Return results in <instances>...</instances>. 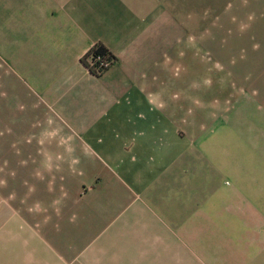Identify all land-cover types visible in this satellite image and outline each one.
Masks as SVG:
<instances>
[{
  "label": "crops",
  "instance_id": "obj_1",
  "mask_svg": "<svg viewBox=\"0 0 264 264\" xmlns=\"http://www.w3.org/2000/svg\"><path fill=\"white\" fill-rule=\"evenodd\" d=\"M11 1L13 9L20 10L21 30L26 25L27 32L23 45L17 50L12 47L10 61L28 81L15 90L12 114L29 118L20 122L66 125L60 128L69 134L65 139H88L100 155L119 167L117 179L125 186L112 180L98 197L73 201L69 206L54 199L0 200V264H5L9 239L29 259L31 251L24 246L25 234L42 239L45 234L57 232L80 237L58 246L59 250L53 246L52 253L39 251L30 262L131 264L132 254L120 245L134 243L135 264H165L170 236L164 228H153L151 224L143 230L134 226V219L124 222L127 227H117L120 220L115 218L123 213L145 215L169 196H181L182 210L187 213L185 238L176 231V255L184 264H264V233L260 229L264 223L262 149L245 146L236 154H223L218 164L215 155L189 146L187 141L170 148L159 137L168 121L166 96L170 88L159 83L158 107L155 101H148V90H155V73L148 62V51L153 46L148 35L155 27V4L151 16L148 5H143L137 23L135 0ZM138 25L143 41L135 42ZM97 43H103L116 57L99 76L83 62ZM22 101L26 104H16ZM142 129H146L144 140L139 141L145 149L138 141L131 151H125L121 142L140 139L137 135ZM81 133L85 135H78ZM158 155L161 157L155 162L146 161ZM132 156L134 163L130 161ZM235 160L238 167L233 175L224 164ZM163 164L164 170L153 177ZM131 166L134 173L126 170ZM163 175L165 181L160 179ZM135 177L140 182L136 190L140 201L126 195V184L135 185ZM163 188L164 194L154 195ZM108 189L118 191L109 195ZM133 201L135 208L129 210ZM101 214H111L102 222L106 227L91 231L93 217L101 220ZM61 219L68 220L69 225H61ZM181 243L183 247L179 248Z\"/></svg>",
  "mask_w": 264,
  "mask_h": 264
},
{
  "label": "rangeland",
  "instance_id": "obj_2",
  "mask_svg": "<svg viewBox=\"0 0 264 264\" xmlns=\"http://www.w3.org/2000/svg\"><path fill=\"white\" fill-rule=\"evenodd\" d=\"M152 4L156 22L154 31L149 30V44L153 46L148 51V62L155 73V90L154 93L148 90V101H155L158 107L159 83L164 82L170 88L166 96L168 121L160 139L170 148L187 141V145L215 155L218 164L223 154H236L245 146L262 149L264 153V0H135L137 23L143 5H148L151 16ZM20 19V10L13 9L11 0H0V200L54 199L69 206L73 201L98 197L112 180L125 186L117 179L119 167L100 155L88 139H65L69 134L60 128L66 125L20 122L29 118L12 114L15 90L28 82L26 74L10 61L14 54L12 47L17 50L26 37V25L21 30ZM139 27L135 26V42L143 41V32H137ZM145 130L139 131L140 139L123 140V149L131 151L139 140L143 141ZM151 142L154 140L150 139ZM160 157L151 156L146 161L152 163ZM130 161L134 163L135 156ZM236 162L224 164L233 175L238 167ZM163 165L153 177L164 170ZM126 170L135 172L132 166ZM160 179L165 181L164 175ZM139 186L135 177V185L126 184V195L140 201L136 192ZM163 190H156L154 195L162 194ZM117 191L108 189L107 194ZM134 202L128 206L129 210H134ZM181 204H184L181 196H169L145 215L121 214L115 218L120 220L115 226L127 227L124 222L134 219V226L143 230L151 224L153 228H164L170 236L165 264H184L176 255V231L182 238L187 232V213ZM101 215V220L95 221L93 217L91 231L106 227L102 222L111 214ZM60 224L68 226L69 221L61 219ZM260 229L264 233V223ZM159 234L163 235V231ZM25 236L24 246L31 251L29 259L9 239L5 264H39L36 260L30 262V258L38 256L37 252L46 249L52 253L53 246L59 250L58 246L80 237L68 232L45 234L42 239L30 233ZM131 244H122L120 248L132 254L128 255L131 264H135V244Z\"/></svg>",
  "mask_w": 264,
  "mask_h": 264
},
{
  "label": "trees",
  "instance_id": "obj_3",
  "mask_svg": "<svg viewBox=\"0 0 264 264\" xmlns=\"http://www.w3.org/2000/svg\"><path fill=\"white\" fill-rule=\"evenodd\" d=\"M97 57L100 56L103 59H109V60H113V63L116 60L115 55L103 44V43H97L95 44L91 50L84 56L83 58V62L84 64L90 69V71L94 74V75H102L105 71H107L108 69H101L99 67V61H97L94 64H91L90 62H88L89 58L91 57Z\"/></svg>",
  "mask_w": 264,
  "mask_h": 264
},
{
  "label": "built area",
  "instance_id": "obj_4",
  "mask_svg": "<svg viewBox=\"0 0 264 264\" xmlns=\"http://www.w3.org/2000/svg\"><path fill=\"white\" fill-rule=\"evenodd\" d=\"M97 61H99V64L98 65H99V67L101 69H109L113 65V60L112 59L111 60H109V59H103L100 56H97L95 58L92 56L91 58H89V62L91 64H94Z\"/></svg>",
  "mask_w": 264,
  "mask_h": 264
}]
</instances>
